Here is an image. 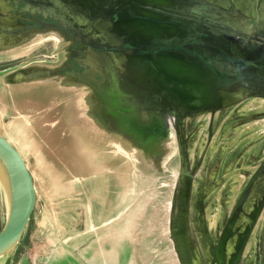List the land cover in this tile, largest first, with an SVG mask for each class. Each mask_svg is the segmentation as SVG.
Segmentation results:
<instances>
[{"label":"water","instance_id":"water-1","mask_svg":"<svg viewBox=\"0 0 264 264\" xmlns=\"http://www.w3.org/2000/svg\"><path fill=\"white\" fill-rule=\"evenodd\" d=\"M23 3L15 16L21 12L41 13L44 18L54 20V29L61 35L72 34L79 41L83 66L88 67L86 74L94 75L68 71L66 76L73 83L90 86L93 100L98 98L106 108L122 114L151 111L158 119L159 115L171 117L179 179L176 197L170 204L169 236L179 264H203L189 232L188 211L197 167L190 165L184 122L187 117L214 114L247 98L264 99V30L246 39L242 31H252L251 27L230 19L229 11L208 0H24ZM29 20L32 22L33 18ZM232 24L238 30H232L229 27ZM29 26L0 16V36L25 34L23 31ZM72 40L70 45L76 43ZM0 167L6 175L8 199L7 216L0 228L2 256L19 241L34 209L36 190L25 159L1 134ZM12 168L21 189L15 207L11 202ZM262 177L264 157L216 241L202 228L208 264H239L264 208V196L246 214L249 221L243 228L236 220L253 184ZM231 237L234 244L227 252Z\"/></svg>","mask_w":264,"mask_h":264},{"label":"rangeland","instance_id":"rangeland-1","mask_svg":"<svg viewBox=\"0 0 264 264\" xmlns=\"http://www.w3.org/2000/svg\"><path fill=\"white\" fill-rule=\"evenodd\" d=\"M239 23L245 25L240 20ZM29 25L23 31L25 37L21 42L0 45V134L11 140L25 158L33 177L36 201L19 241L11 251L0 256V264H179L168 230L170 204L176 197L179 179V157L171 119L163 117L165 129L154 135L146 146L135 141L129 134L126 135L136 145L126 139L129 147L137 149V159L141 160V166L137 168V177L129 178L131 185L125 200L119 203L112 201L118 196L117 190L111 194V200L107 201L102 186L79 185L72 173L73 169L66 166L72 163L73 152L69 145L61 147L62 143L70 142L68 137L60 133L65 124L61 122L55 126L50 121L52 124L46 127L48 129H42L49 130V134L45 131L43 136L51 139V149L43 147L46 154L36 136L38 124L42 122L39 118H43L44 114L43 107L53 104V101L41 97L38 102V99L30 97L41 93L40 88L22 91L21 96H12L8 93L12 88L8 85L6 87L2 81V77L6 80V74L14 69L41 71L55 63L56 67H63L54 73L55 77L64 75V78L61 77L62 85L68 86L71 80L66 76L67 71L75 72L79 68V58L70 57L73 44L70 45L69 40L54 29L52 20L35 15ZM33 65L40 67H31ZM38 75L18 78L24 82L20 86H31L33 81H28L40 79ZM76 86L71 94L85 105L78 108V113L88 108L87 114L102 126L123 131L100 121L98 113L93 109L90 86L81 83ZM141 115L142 119L147 118L145 111ZM65 117L68 120V113ZM203 118L186 121L187 130L196 123L195 139L199 141L204 138L205 122L199 121ZM31 140L35 143L29 145ZM86 143L81 137H73L72 146L81 161L82 171L90 173L93 170L86 167L90 159ZM54 145L57 153L53 151ZM87 206L89 215L85 211ZM7 211V180L4 169L0 167V228ZM113 212L115 214L111 216ZM118 213L121 214L117 216ZM194 217L195 212L192 210L191 234L195 240L194 246L200 251L199 238L194 230Z\"/></svg>","mask_w":264,"mask_h":264},{"label":"flooded vegetation","instance_id":"flooded-vegetation-1","mask_svg":"<svg viewBox=\"0 0 264 264\" xmlns=\"http://www.w3.org/2000/svg\"><path fill=\"white\" fill-rule=\"evenodd\" d=\"M208 1L229 11L228 16L230 19L237 22L240 20L246 27L250 26L252 31L245 29L242 31L246 39L250 36L254 37V33L259 30H264V0ZM23 2L24 0H0V10L5 11L0 13V16L17 23H30L29 18H33L35 15H39L45 20H52L50 17L44 18L41 13L32 15L28 13L25 15L21 12L18 16H15L14 14L24 6ZM223 13L225 14V12ZM18 27L16 26V28ZM229 27L232 30H238L237 25L232 24ZM66 36H69L66 39L76 41V43L72 42L73 47L70 57L76 56L79 58H77L79 68L75 72H70L93 76L94 73L86 74L88 67L83 66L82 58L84 54L78 48L79 41L72 34H65L64 39ZM251 39L255 40L254 38ZM259 39L263 38L259 36ZM259 42L257 41V43ZM262 44L264 45V43ZM261 101L262 103H260ZM140 116L137 117V141L146 146V141L151 140L160 128L151 127L148 124L149 120L146 122V119H142ZM202 116L204 118L199 121L205 122V128H203L204 138L199 141L195 139L196 130L194 128H196V123L191 129L187 130L186 121ZM159 118L161 120L163 116L159 115ZM150 121L154 122L152 117ZM263 121L264 99L256 97L247 98L231 107L216 111L214 114L203 113L185 119L184 134L185 137H188L189 161L191 167H197L192 181L188 211L189 232L193 247L199 256L198 259L203 264H208L209 255L205 249L207 243L202 228H206L208 236L216 241L236 201L245 189L251 174L264 157V155L261 156V152L264 154V132H257V130L262 129ZM162 129L163 127H161ZM256 132L260 135L253 136ZM263 196L264 177L255 181L245 202L242 204L243 212L240 211L239 218L236 220L239 226L242 225V228L245 226L249 221L246 214L253 209L254 202ZM192 210L195 212L193 223L196 227L194 230L199 238L200 251L194 246L195 240H193L191 234ZM233 244L234 239L231 237L227 243V252L232 250ZM239 264H264V208L246 242Z\"/></svg>","mask_w":264,"mask_h":264},{"label":"crops","instance_id":"crops-1","mask_svg":"<svg viewBox=\"0 0 264 264\" xmlns=\"http://www.w3.org/2000/svg\"><path fill=\"white\" fill-rule=\"evenodd\" d=\"M31 67H40V66L33 65ZM56 69L57 67L55 63L51 65H47L46 68L41 71L37 69L26 70L20 68L6 74L5 76L6 80H4V77H2V81H4V84H6V87L8 85V87L12 88V90L8 92L11 93L12 96L13 95L15 96V94L19 96L22 93V91L28 92L29 90H35L37 88L42 89L41 93L33 94L30 96L33 99L36 100L38 99V102H40L41 97L46 100L50 99L49 101L51 100L53 101V104L51 105L47 104L48 106L43 107L44 109L43 118L42 117L39 118L42 120V122L38 124V128H37L38 133H36V136L39 138L40 146L42 150L44 152L46 151L45 149H43V147H48V149H51L50 147L51 139L43 136V132L48 131L49 134V130H42V129L48 127L49 124L51 125L52 123H50V121L54 122L55 126L56 125L58 126V124L63 122L65 126L64 128L60 129V133L63 134L65 137H68L70 142L62 143L61 147L63 146L67 147L69 145L73 152L72 163L66 164V166L67 168L73 169L72 173L75 176L76 178L75 180H77V183H79V185L81 184L82 186H86V187L88 185L102 186V192L105 191L103 196L107 198V201L111 200V194L115 193V190H117L118 196L112 201H117L119 203L125 200L126 198L127 195L126 193L131 185L129 178L137 177V168L141 166V160L137 159V149L133 147H129L127 145L126 139L128 140L129 138H127L125 134L122 135L120 132L116 130L102 126L101 124H99L97 121L94 120V117L88 115L86 110L84 111L83 109H81V111L78 113V108L84 107L85 105H83V102H80L77 99H75V97H73L71 94V92L75 88H77V86L75 87V85L77 84L74 83L75 84L74 85L73 82L70 81L71 84H69L68 86L67 84L62 85L61 77L64 78L63 77L64 75L62 74L56 76L58 79L57 82H54V79H56L55 77L56 74H54L56 72ZM61 69L59 68V70ZM15 71H21L22 75L25 78H31L34 76L37 77V75L39 74L38 76L40 79H37L35 81L29 80L28 82L33 81V83H37V85L31 83V86L28 87L20 86L21 83H24L22 79L17 78L13 81H7V77L12 72ZM41 72H43V74ZM52 73L54 75H52ZM47 80L50 82L47 83L48 82ZM39 86H42L44 88ZM64 86L66 87L63 88ZM260 103H262V101ZM67 113L69 115L68 120L65 117V114ZM66 120L69 121V123H67ZM262 124H263L262 129L259 130L255 129L259 133L264 132V121ZM30 128L35 129L32 127ZM257 132L254 133L253 136H259L260 134H258ZM23 136L26 137L25 134H23ZM62 136L60 135V137ZM128 136L133 138V136L131 135ZM73 137L76 138L81 137V139H85L87 141L86 144L89 147V150L88 152L87 151L86 152L90 159L88 160L87 162L88 165H86V167L93 170V172L91 171L90 173H86L82 171V167L80 166L81 161L79 160V157L75 155V150L74 147L72 146ZM9 141L11 142V140ZM17 142L19 143L18 140ZM11 143L14 145L13 142ZM34 143L35 141L31 140L29 145H32ZM130 143L136 146L134 142L130 141ZM53 151L57 153L55 145ZM262 155H264L263 152H261V156ZM74 159L76 161H74ZM139 173H142L141 170H139ZM88 209L89 207L87 206V208H85V211H87V213H88ZM121 213H118L117 216H119ZM114 214L115 212L111 213L110 215L113 216ZM85 216H86V212H85Z\"/></svg>","mask_w":264,"mask_h":264},{"label":"bare ground","instance_id":"bare-ground-1","mask_svg":"<svg viewBox=\"0 0 264 264\" xmlns=\"http://www.w3.org/2000/svg\"><path fill=\"white\" fill-rule=\"evenodd\" d=\"M23 34H20L17 36L16 35L0 36V45L6 46V45L13 44V43H17L23 38V36H24ZM20 37H21L20 40L14 41V39H17ZM20 77H24L22 75L21 71H15V72H12L7 77V81H13V80L20 78ZM93 102H94V103H92V104H94L93 109L98 113L100 121H102L106 124H112L113 126L118 127V130H120V129L123 130L122 132H126L127 134L133 136V138H135L137 141V135H138V133H137V117H139V115H141L140 111L128 112V113L122 114V113H119L117 111H113V110L106 108L105 105L103 104V102L98 98H95L93 100ZM84 104H86V103H84ZM146 114H147V118H145L146 119L145 121L147 122L149 120L148 124L151 127H154V128L159 127L160 128L156 134L162 132L165 129L164 119H161V120L157 119V117L151 111H146ZM140 117L142 118V115ZM151 117L153 118L154 122L150 121ZM161 127H163L162 130H161ZM149 141L150 140L146 141L147 144H149ZM147 144H145V145H147ZM12 170H13V181H12V187H11V202H12V207L13 206L15 207L17 205V203L19 202L20 195H21V189L19 186V181H18L17 175L15 173V170L13 168H12Z\"/></svg>","mask_w":264,"mask_h":264}]
</instances>
